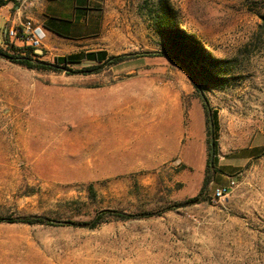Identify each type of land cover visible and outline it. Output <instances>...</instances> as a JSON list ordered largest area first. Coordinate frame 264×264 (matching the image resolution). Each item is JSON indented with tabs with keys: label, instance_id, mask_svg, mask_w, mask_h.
Listing matches in <instances>:
<instances>
[{
	"label": "rangeland",
	"instance_id": "rangeland-1",
	"mask_svg": "<svg viewBox=\"0 0 264 264\" xmlns=\"http://www.w3.org/2000/svg\"><path fill=\"white\" fill-rule=\"evenodd\" d=\"M46 1L0 8L8 55L26 46L7 29L40 26ZM162 3L170 25L219 61L198 91L181 55L184 63L145 57L90 75L29 70L0 55V217H134L94 229L0 224V264H264V0H103L80 35L43 39L42 54L26 56L169 51ZM203 97L217 115L211 168L224 174L213 173L200 204L163 213L201 189L210 151ZM230 180V193L213 200Z\"/></svg>",
	"mask_w": 264,
	"mask_h": 264
},
{
	"label": "trees",
	"instance_id": "trees-1",
	"mask_svg": "<svg viewBox=\"0 0 264 264\" xmlns=\"http://www.w3.org/2000/svg\"><path fill=\"white\" fill-rule=\"evenodd\" d=\"M16 0H0V8L7 6L9 4L15 5ZM162 7L164 10V14L162 15V21L158 25L159 26V33L164 40L169 42L170 48L169 51L166 52H152V53H142V54H122L116 56H108L103 51H95V52H86V53H78L72 54L68 56H59L55 57L52 62H42V61H32L31 58L27 57V51L30 50L32 55L39 56L34 53V49L29 47L24 41L19 42L25 44L26 48L18 49L19 53L16 55H8L5 51L0 48V55L13 60V62L29 69V70H36L41 72H54V73H66V74H79V75H90L96 74L102 71L106 67L116 66L128 60H134L138 58H145V57H167L173 59L177 62L184 63V59H181L179 56H183L187 59L189 64L193 66V69L196 72L195 74H190L193 87L198 91L199 85L197 80H206L207 77L211 76L212 74H217L216 72L219 70L218 63L216 59L207 57L204 51L199 47V44L189 35H186L184 31L176 27H172L171 24V8L169 5L162 3ZM261 26L264 27V17L261 18ZM58 24L61 27L68 26L67 21L49 19L48 23L46 24V28L52 31L53 33L69 38L67 35H62L60 31L57 29H53L54 27L50 26V24ZM14 48L13 45L10 46V50ZM16 48V47H15ZM24 51L26 53H24ZM24 54V55H22ZM91 63L90 66L80 69V70H71L69 66L75 64H83V63ZM218 75V74H217ZM213 76V75H212ZM205 98L203 97V104L202 107L205 111L206 116V123L209 124L211 121L213 124V137H214V159L213 164L216 163L217 157V150H216V130H217V115L215 112L207 111V107L204 104ZM209 107V106H208ZM210 110V109H209ZM207 133H209V127H207ZM210 154V151H209ZM219 172H222V169H218ZM216 168H211L209 164V157L208 161L206 162V170L205 176L203 179V183L199 193L192 197L188 198L182 202L173 203L167 206L163 213L166 212H173L183 208H188L194 205H198L203 202L204 193L208 187V185L212 182V175L213 173H218ZM223 173V172H222ZM224 174V173H223ZM89 193L91 196H94V191L92 187H89ZM134 218L133 215L126 214L123 212H114V211H107L103 210L99 212L96 218L90 223H76L73 221H63L60 219H51L47 217H20L14 218L11 216H3L0 217V224H21V225H46L52 227H64V226H86L91 229L97 228L101 226V224L105 223L108 219H113L116 221H125Z\"/></svg>",
	"mask_w": 264,
	"mask_h": 264
},
{
	"label": "crops",
	"instance_id": "crops-1",
	"mask_svg": "<svg viewBox=\"0 0 264 264\" xmlns=\"http://www.w3.org/2000/svg\"><path fill=\"white\" fill-rule=\"evenodd\" d=\"M102 1L103 0H47L43 9L42 20L40 21V26L45 33L44 39H46L47 42L51 39L58 42L68 39L46 28L49 19L67 21L69 23L68 26L65 27H61L57 23L50 24V26L54 27L53 29H57L62 35H67L69 38L80 35L82 29L84 30L85 28L83 25L86 23V25L89 26V21L96 18L95 15L98 12L97 7ZM24 10H27V5H25ZM19 13L20 12H18V14ZM18 20L19 17L15 18L13 23L19 22ZM227 185L221 187H226Z\"/></svg>",
	"mask_w": 264,
	"mask_h": 264
},
{
	"label": "built area",
	"instance_id": "built-area-1",
	"mask_svg": "<svg viewBox=\"0 0 264 264\" xmlns=\"http://www.w3.org/2000/svg\"><path fill=\"white\" fill-rule=\"evenodd\" d=\"M6 34L9 39H15L18 42L24 41L29 47L34 49V53H36L45 37L43 28L39 25H33L30 21L20 24L18 27L7 29ZM234 184V181L230 180L226 187L219 186L215 188L212 194V199L220 200L227 196L232 190Z\"/></svg>",
	"mask_w": 264,
	"mask_h": 264
},
{
	"label": "water",
	"instance_id": "water-1",
	"mask_svg": "<svg viewBox=\"0 0 264 264\" xmlns=\"http://www.w3.org/2000/svg\"><path fill=\"white\" fill-rule=\"evenodd\" d=\"M36 53L42 54L41 50H37ZM204 104L207 107V111L210 113L207 101H204ZM210 138H209V146H210V154H209V164L212 166L213 158H214V137H213V126L212 122L210 121V128H209Z\"/></svg>",
	"mask_w": 264,
	"mask_h": 264
}]
</instances>
